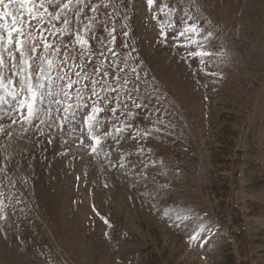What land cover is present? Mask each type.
I'll return each mask as SVG.
<instances>
[{
    "label": "rangeland",
    "instance_id": "1",
    "mask_svg": "<svg viewBox=\"0 0 264 264\" xmlns=\"http://www.w3.org/2000/svg\"><path fill=\"white\" fill-rule=\"evenodd\" d=\"M103 2L98 19L115 23L114 47L138 66L141 96L168 125L145 145L156 183L133 187L55 128L16 126L0 135V200L12 221L0 220V264H264V0H183L222 45L212 69L222 79L182 60L175 38L158 42L167 21L147 0ZM97 35L107 33L97 25Z\"/></svg>",
    "mask_w": 264,
    "mask_h": 264
},
{
    "label": "snow or ice",
    "instance_id": "2",
    "mask_svg": "<svg viewBox=\"0 0 264 264\" xmlns=\"http://www.w3.org/2000/svg\"><path fill=\"white\" fill-rule=\"evenodd\" d=\"M101 6L107 9L110 4L103 0H0V135L11 138L16 126L22 135L30 129L43 135L44 128H55L72 140L77 151L82 148L108 169L133 177V187L137 181L147 187L156 181L149 177V161L144 157L153 166L157 161L151 158L153 147L145 145L170 132L160 109L150 108V95L140 94V69L114 47L115 23L109 27L108 20L98 19ZM147 7L156 14L152 18L158 24L162 23L160 13L167 21L169 31L162 28L163 39L158 42L171 45L175 38L184 53L182 60L195 61L206 76L223 78L212 70L219 69L222 45L215 44L214 32L193 18L183 0H147ZM97 25L107 36L97 35ZM120 47L129 45L125 40ZM129 141H135V151L125 147ZM48 142H52L51 132ZM131 156H137L138 162L129 160ZM168 187L160 185L157 195L167 194ZM100 219L112 227L103 216ZM0 220L12 222L3 200ZM199 239L192 235L189 242Z\"/></svg>",
    "mask_w": 264,
    "mask_h": 264
}]
</instances>
